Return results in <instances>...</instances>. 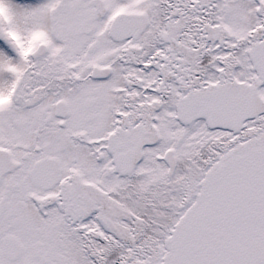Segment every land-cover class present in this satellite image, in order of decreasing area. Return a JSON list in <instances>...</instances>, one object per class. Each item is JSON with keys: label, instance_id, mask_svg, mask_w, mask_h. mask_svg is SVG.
I'll list each match as a JSON object with an SVG mask.
<instances>
[{"label": "snow or ice", "instance_id": "snow-or-ice-1", "mask_svg": "<svg viewBox=\"0 0 264 264\" xmlns=\"http://www.w3.org/2000/svg\"><path fill=\"white\" fill-rule=\"evenodd\" d=\"M0 264H264V0H0Z\"/></svg>", "mask_w": 264, "mask_h": 264}]
</instances>
